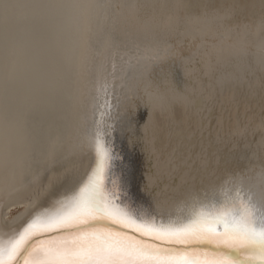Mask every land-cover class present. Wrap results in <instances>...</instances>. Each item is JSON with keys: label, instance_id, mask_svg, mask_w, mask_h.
I'll list each match as a JSON object with an SVG mask.
<instances>
[{"label": "bare ground", "instance_id": "6f19581e", "mask_svg": "<svg viewBox=\"0 0 264 264\" xmlns=\"http://www.w3.org/2000/svg\"><path fill=\"white\" fill-rule=\"evenodd\" d=\"M105 85L135 213L264 197V0H0V237L86 180Z\"/></svg>", "mask_w": 264, "mask_h": 264}, {"label": "snow or ice", "instance_id": "6c2138e0", "mask_svg": "<svg viewBox=\"0 0 264 264\" xmlns=\"http://www.w3.org/2000/svg\"><path fill=\"white\" fill-rule=\"evenodd\" d=\"M104 92L91 139L94 167L74 193L0 237V264H264V197L243 182L219 201L194 204L184 221H157L123 203L118 183L109 187L113 105L107 85ZM200 246L230 255L209 259Z\"/></svg>", "mask_w": 264, "mask_h": 264}, {"label": "rangeland", "instance_id": "374dc122", "mask_svg": "<svg viewBox=\"0 0 264 264\" xmlns=\"http://www.w3.org/2000/svg\"><path fill=\"white\" fill-rule=\"evenodd\" d=\"M19 209H20L19 207H18V208H15V209H13V210H12V213H13V214H15V213H16V212H17Z\"/></svg>", "mask_w": 264, "mask_h": 264}]
</instances>
